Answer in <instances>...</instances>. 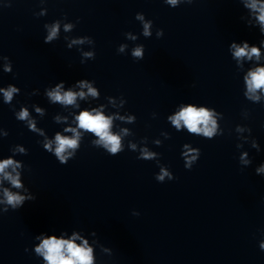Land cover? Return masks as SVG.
<instances>
[{
  "label": "clouds",
  "instance_id": "clouds-1",
  "mask_svg": "<svg viewBox=\"0 0 264 264\" xmlns=\"http://www.w3.org/2000/svg\"><path fill=\"white\" fill-rule=\"evenodd\" d=\"M182 0H165V3L170 5L172 8H176ZM187 4H191L194 0H183ZM244 8L251 9L252 12L256 13L255 20L259 26V31L264 34V0H244L242 3ZM136 18L143 21V15L141 13L136 14ZM79 23V19L76 21ZM249 26L255 27L247 23ZM151 22H145L143 24V35L145 37H150L151 32L149 28ZM47 27V26H46ZM59 22L54 23L48 30L47 36L44 38V43H52L54 39L58 37L59 32ZM72 25L66 24L65 31H70ZM164 35L163 29H158L157 38ZM88 37L83 39H73L72 44L84 43ZM248 41L236 42L233 41L229 45V52L234 61H236L237 67H242L244 58L251 61L254 57L256 61L261 59V48H264V40L259 42V46L256 44H251ZM69 48L71 45L68 46ZM126 45H120L117 48L118 53H122ZM144 46H137L132 51V57L135 60H143L144 58ZM83 57L95 59V53L84 52ZM6 63L4 65L3 71L5 73L12 72V62L7 56H0ZM81 63H84L83 60ZM243 81L246 84L245 96L248 99L259 101L260 96L257 95L258 92L264 93V66H257L249 71L246 75H243ZM95 81L89 82L87 79H81L76 81L74 84L80 88H87V95L92 97H98L99 93L96 88L92 87ZM65 88V82L60 81L53 87H48L45 89V94L47 98L52 103H58L62 106H74L78 107L77 99H85L86 93L84 91H73L71 87L69 90L62 91ZM20 92V89L13 84H9L6 88L0 87V93H3L4 102L6 104H11L13 95ZM32 95L38 94V90H33ZM38 113L42 112V109L36 108ZM216 115L215 109H210L208 107H196L192 103H187V106H181L180 110L173 116H169L168 119L175 126L177 131L181 129H186L189 134H194L201 136L206 139H213L217 134V121L214 118ZM15 117L19 121H25L29 118V112L27 108H23L21 111L15 114ZM131 119V118H130ZM74 120L77 124V128L83 130L84 132L91 133L98 137V140L92 141L94 146L102 147L109 155L116 156L123 151L121 137L114 134L111 131L113 125V117L106 116L102 110H97L92 108L91 110H82L78 115H75ZM29 129L32 131H39L36 129L35 124L28 120ZM77 128H65V132L73 133L72 136L62 135L57 132L54 136V140H46L42 147L48 153L54 155L57 161L66 165L70 159H74L77 151L80 149V140L82 133L77 131ZM43 135V133H40ZM223 135V133H220ZM255 146V145H254ZM131 147L135 148V145ZM188 148V145H184ZM19 151L27 155L25 149L20 148ZM197 155L191 159H187L186 154L182 153V158L185 160V168L191 170L193 165L198 161L200 156V149L194 150ZM257 151H259L257 147ZM142 155L138 156L137 159L141 160H152L155 153L149 152L146 149L141 150ZM15 154V153H13ZM243 159V157H242ZM248 163V161H245ZM25 166L18 163L12 158L0 159V192H2V198H0V215L8 213L9 210H18L27 201H35L36 195H34L28 187L25 186L22 180V173ZM19 169V170H18ZM257 175L264 173V163H261L260 167L255 169ZM165 177L167 180L176 179L173 173L166 170L165 168L160 169V173L156 174L155 179L158 182H165ZM7 181L10 187H2L3 182ZM12 189L20 190L13 191ZM25 193L24 195L20 192ZM133 215H139L138 212H133ZM66 231H62L59 235L52 233H41L35 236V240L38 241L34 245V253L36 256L42 258L44 264H94V249L89 245V241L84 238L80 232L74 231L69 238H65ZM93 237L96 236V232L90 233ZM77 241H80L77 243ZM98 240H94L93 244L97 245ZM102 251H110L111 249L100 245ZM259 248L264 251V240L259 243ZM29 250L25 248V252Z\"/></svg>",
  "mask_w": 264,
  "mask_h": 264
}]
</instances>
